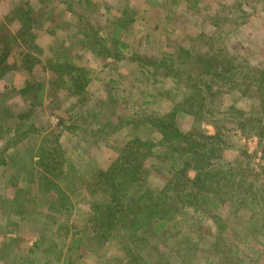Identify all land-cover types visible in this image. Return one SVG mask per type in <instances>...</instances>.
<instances>
[{"label":"trees","instance_id":"16d2710c","mask_svg":"<svg viewBox=\"0 0 264 264\" xmlns=\"http://www.w3.org/2000/svg\"><path fill=\"white\" fill-rule=\"evenodd\" d=\"M7 1L9 9L0 22V122L14 121L7 129L10 137L0 147L3 216L12 222L15 218L24 221L36 216L35 209L45 203L48 222L57 223L65 213L75 211L67 190L59 184L60 180L71 182L76 174L75 165L66 157L67 145L60 143L65 132L68 141L76 139L73 150L77 154L99 149L108 142L115 144L113 149L107 147L114 155L108 157L106 166L80 187L85 215L72 226L80 229L73 234L68 248V253L77 254V258H84L86 251L95 258L94 264H102L103 260V264H168L165 256L149 261L142 253L152 237L185 215L208 222L198 229L216 232L215 249L222 264H232V258L226 256L229 253L220 248L229 223L237 225L244 239L264 234V214L250 223L249 218L244 223L241 215L256 203L264 205V167L256 171L249 161L241 168L225 164L228 146L216 125H236L243 135L261 140L264 153V66H255L220 44L235 37L251 21L248 7L255 13L258 6L264 7V0L218 3L212 14L200 7L203 0H148L147 9L142 11L130 0L104 8L93 0H54L51 6L50 0H38L41 8L24 0ZM181 2L189 10L180 11L182 20L202 30L191 38L188 47L180 48L176 56L163 54L160 60L129 51L123 38L139 13L164 6L171 9ZM172 13L166 24L172 23ZM67 15L71 25L66 40L56 37L48 57L41 60L37 57L41 53L37 30L44 26L47 35L55 37ZM144 20L152 26L153 19ZM79 49L95 60L111 62L113 70L118 64L130 65L145 83L169 81L182 95L167 97L171 108L166 114L154 102L162 97L159 92L140 103H129L133 98L125 100L126 91L119 94L120 87L109 81L111 90L102 98L92 91L99 78L76 56ZM19 73L29 78L22 88L14 84ZM60 93L68 100L64 111L67 118L59 117L54 127L42 124L35 110L57 105ZM231 93L257 100L260 115H248L233 106L217 109L218 96ZM178 115L193 119L188 131L179 128ZM70 120L74 123L68 126ZM201 122L213 126L214 135L206 134ZM123 130L127 131L124 141L115 140ZM24 144L29 153L33 152L29 162L25 161L26 153L17 152V147ZM9 148L15 150L12 156H8ZM190 172L194 173L192 178ZM260 177L262 183H258ZM6 225L0 227L8 228ZM66 233L62 238L66 239ZM100 246L116 249L120 255H105L103 259Z\"/></svg>","mask_w":264,"mask_h":264},{"label":"rangeland","instance_id":"374dc122","mask_svg":"<svg viewBox=\"0 0 264 264\" xmlns=\"http://www.w3.org/2000/svg\"><path fill=\"white\" fill-rule=\"evenodd\" d=\"M26 3L33 4L35 7H40L38 0H24ZM97 2L101 8L105 5H116L121 0H93ZM146 1L148 0H130V4L142 11L146 8ZM233 0H203L200 3V7H206L209 10L208 14L214 13L215 6L219 3L230 4ZM8 1L0 0V22L2 16L8 11ZM54 3V0H50L48 3ZM164 3H161L163 6ZM45 5V4H44ZM43 5V6H44ZM51 6V5H50ZM156 10V11H155ZM155 10H145L146 13H139L138 19L132 24L129 32L123 38L124 43L128 45L130 52H136L143 57H148L154 60H160L163 54H170L176 56L179 49L182 47H188L191 38H195L199 35L200 28L190 25L186 20H182L180 11H188L184 2L168 9L164 6L156 8ZM172 23L166 24V18L170 14ZM257 12L253 13L248 7V12L252 14L251 21L245 24L244 28L240 29L235 37H232L228 41H221V45L228 46L233 52L236 51L243 55L255 66H264V7L258 6ZM206 13V11L204 12ZM203 16V13L200 14ZM66 22L63 24L61 30H58L55 37L47 35L44 26L37 30L38 38L36 43L41 49V53H38V58L45 60L48 57L49 47L54 43L53 40L58 37L59 39L66 40L68 29L71 23L68 21V15L66 16ZM153 19L152 26L150 27V21L144 19ZM183 21V22H182ZM154 30L152 27H156ZM46 27V25H45ZM248 28V29H245ZM206 34L208 31L205 32ZM76 56L80 59L81 63H84L87 67L91 68L99 78V81L92 85V91L96 95L104 98L109 94L112 85L109 81H113L114 86H119V94L121 91H126L125 100L133 98L132 103L137 101L140 103L157 92L162 93L161 98L154 100L156 102L157 109L166 114L171 108V100L169 98L173 94L178 93L180 96L182 92H177V88L169 81H165L162 84L152 85L145 83L143 76L132 69L130 65H116L117 69L113 70L110 65L111 62L104 60H95L89 52L86 50L76 51ZM25 73H19L16 77L15 85L18 88H22L25 82L28 80ZM158 79V78H157ZM133 95H132V93ZM132 95V96H131ZM138 99V100H137ZM130 100V99H129ZM68 101V100H67ZM65 96L60 93L57 105L51 107L45 106L44 108H38L35 113L42 124H49L52 127L55 126L56 120L59 117L67 118L65 110L68 108V102ZM235 107L238 110H242L248 115L259 116L260 105L257 100L242 97L237 93H231L223 96H218L216 107L219 110ZM120 112V111H119ZM115 113V112H112ZM111 113V114H112ZM118 113V112H117ZM69 117V116H68ZM177 123L182 131H188L193 126V119L186 115H178ZM14 121L10 119L8 121L0 122V147L6 143L10 134L7 129ZM74 123L70 120L69 125ZM220 128V132L228 149L224 153V162L236 168L244 167L243 164L249 161L252 169L259 171V167H264V153L262 151L263 142L258 138L250 135H243L241 131L236 128V125L231 123L221 124L216 123ZM201 129L208 135H214L216 129L206 122H201ZM127 131L123 130L116 135L115 140L124 141V136ZM70 135V134H68ZM66 133L61 134L60 143H62L68 153L67 159H70L76 167V174L72 177V181L60 180L62 188H65L69 197L73 202V213H65L63 218L53 223L48 222V214L46 204H42L35 209L36 216H31L30 219L25 218L24 221H19L15 218L9 221L7 216H3L0 212V264H94V259L89 252L86 253L84 258H77L75 253H68V248L71 244V238L74 233L80 228L72 229L74 223L81 222L84 214V200L81 196L80 187H84V181H88L94 173L103 169L106 166L108 157H112L114 152L107 150V147L113 149L115 144L107 143L102 144L99 149H89L88 152L83 153V150L78 154L74 152L73 148L77 146L76 139H71L73 142L68 141ZM26 149V152H25ZM15 150L12 151L9 148L8 156H12ZM19 155L26 153V162L33 157V152L30 150L27 144L17 147ZM245 154L251 156V159H245ZM82 158L80 159L81 156ZM64 171H67L66 169ZM190 178L194 176L193 172L189 173ZM250 181H255L251 176L247 177ZM251 178V179H250ZM157 183V182H156ZM262 183V177L259 178V182ZM2 188V186L0 187ZM5 194V193H4ZM237 207V205H236ZM230 209V207H229ZM228 213V211H227ZM242 220L244 223H250L256 217L264 214V205L262 203L254 204V208H248L243 212ZM223 216V215H222ZM208 224L203 218H197L196 221L191 219L189 215L184 217L175 218L174 222L169 225L165 230L159 232L157 235L151 238L149 246L143 251L142 256L144 259L154 261L159 256H165L168 264H222L223 259L220 258L219 252L215 249L216 232H208V229H198V226H205ZM228 228L223 231L222 244L220 246L223 252L229 258L231 257L232 264H264V234H252L247 239H244L237 231L236 224L232 222L228 224ZM258 226V225H254ZM236 229V230H235ZM66 233V239L62 238L64 232ZM257 233V232H256ZM34 243H38L35 247ZM98 242L93 245H97ZM32 250V252H30ZM47 252H46V251ZM87 250V249H86ZM100 250L103 251V259L117 258L118 254L116 249H106L100 246ZM59 253H61L60 260H58ZM74 255V256H73ZM77 259V260H76ZM102 259V260H103ZM186 261L188 263H186ZM104 262V260H103ZM102 262V264H103ZM223 264H227L226 261Z\"/></svg>","mask_w":264,"mask_h":264}]
</instances>
